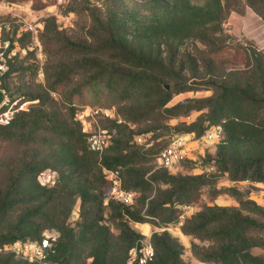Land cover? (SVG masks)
<instances>
[{
  "label": "rangeland",
  "instance_id": "obj_1",
  "mask_svg": "<svg viewBox=\"0 0 264 264\" xmlns=\"http://www.w3.org/2000/svg\"><path fill=\"white\" fill-rule=\"evenodd\" d=\"M175 1L182 8L188 9L185 6L186 0H0V57L3 59V70L0 71L1 112L9 119L32 111L55 113L70 122L73 118L74 121H79L84 132L106 131L110 137L109 143L99 151V163H102L103 157L116 158L119 149L125 146H129L133 152L141 153L139 158L150 153L145 156L147 160L121 168L120 174H124V180L129 179V171L139 169L145 178L154 175H202L209 179L210 183L192 193L191 200L175 206H165L167 209L164 214L166 219L171 217L170 222L147 214L160 190L169 191L167 194L173 190L169 184L156 180L151 181L152 188L147 192L133 190L135 199L131 209L141 210L145 217L143 222L124 220L139 233L134 246L121 237L120 221L113 217L112 210L104 209L102 224L110 232V256L115 264H140V258L145 257L146 245H151L154 253L153 260L147 264H158L154 236L165 232L174 241L173 248L177 255L179 253V264H220L216 260L218 246L225 241L222 236L226 225L232 222L221 218V213L229 217L238 216L241 220L257 221L258 225L247 228V238L241 246L246 245L253 255L262 257L264 261V215L251 212L240 203V199L245 202L253 201L264 209V182L232 181L228 173L224 174L219 170L216 166L217 153L229 134L223 127L210 126L207 119L211 117V110L196 104L197 101L217 96L220 93L218 87L239 77L247 78L252 73L253 60L248 62L247 49L264 50V0H220L226 11H229L223 24L226 45L211 53L202 44L183 45L181 51L192 53L197 58L198 66L194 68L187 63L182 80L163 79L162 83L165 89L169 85V89L176 91L179 85H185L189 90L174 92L165 106L148 111L147 113H152L147 118L132 120L136 113L148 110L158 103L156 95L144 97L145 93L141 88L135 89L126 100L115 95V90L104 96L83 87V93L77 92L73 96L70 94L77 85L100 73L95 59L97 62L98 59H106L109 65L115 66L114 61L107 56L116 51L103 52L99 43L101 38L108 37L104 34L107 32L98 31L106 21L118 22L121 32H125L127 38L132 40L129 44L131 50L149 49L146 48V35L162 21L166 4L173 5ZM187 1L196 5V12L205 13L203 8L208 5L206 0ZM214 4L211 0L213 9L216 8ZM155 6L163 8L154 9ZM86 43L92 46V54L89 56L82 47ZM152 50L155 52L158 49L153 47ZM4 52L8 53L7 56H3ZM179 58L184 61L183 56ZM205 59L211 60V68L216 74L214 77L208 74L211 68L204 63ZM69 68L71 71L75 70V75L68 82L59 83L58 78L63 76L61 73ZM229 73L232 74L228 76ZM51 86H55L56 90H51ZM36 95L41 98L33 99ZM258 98L263 97L260 95ZM177 104H183L186 112L170 118L164 110ZM72 108L75 109L73 118ZM29 118L30 115L25 117L26 121ZM194 124L207 128L201 135L182 132V128ZM215 129H218L217 135L209 138L208 133H213ZM27 132L28 127L23 134H19ZM178 133H182L179 135L185 136L188 141V155L181 162L165 167L157 159V153ZM36 134L34 132L35 138L27 136L21 140L14 136H0V192L6 188L9 178L18 174L30 160L45 159L48 151L50 157H55L56 149H48L44 141L40 144L36 142V137L42 136ZM235 147L244 149L245 145L239 140ZM127 153L124 151V154ZM102 169L105 173L108 171L105 167ZM58 173L46 169L34 176L42 186L50 187L57 183ZM213 175H216V182L211 184ZM229 187H238L243 192L242 198L233 196L227 189ZM111 189L112 185L108 184L103 190L105 207L109 206L110 201L115 202ZM23 194L28 197L36 195L30 191ZM39 202L30 201L28 205L34 209ZM80 204L81 200L78 199L71 215L73 223L79 218ZM24 208L25 206L12 208L3 219L0 229L5 231L13 228ZM42 236L54 241L59 237V231L49 228ZM78 240V248L70 252L64 264H88L91 261L90 253L100 243V237L94 233H88ZM256 241L259 245L250 248ZM10 245H2L0 258L13 255L11 263L24 261L22 254L15 253Z\"/></svg>",
  "mask_w": 264,
  "mask_h": 264
},
{
  "label": "trees",
  "instance_id": "obj_2",
  "mask_svg": "<svg viewBox=\"0 0 264 264\" xmlns=\"http://www.w3.org/2000/svg\"><path fill=\"white\" fill-rule=\"evenodd\" d=\"M213 1L216 8H211V0H206L208 5L203 8L205 10L203 14L196 12V5L191 4V1L186 0L185 6L188 9L182 8L178 1L173 2V5L166 4L162 21L146 35L148 37L145 36L146 48L150 50H131L129 44L132 40L127 38L125 32H121L118 22L106 21V24L98 31L107 32L104 34L108 37L101 38L99 43L103 52L116 51L107 56L114 61L115 66L109 65L106 59H98V62L95 59L100 73L87 78L84 83L73 88L70 94L73 96L77 92L83 93V90L81 91L83 87L104 96L115 90V95L126 100L135 89L141 88L145 93L144 97L156 95L158 103L148 110L136 113L132 120L139 121L147 118L152 113H147L148 111L165 106L174 92L179 93L188 89L185 85H179L176 91H173L165 89L162 83L163 79L182 80L183 70L187 63L194 68L198 66L197 58L192 53L181 51L183 45L186 43L202 44L208 48V53L219 51L226 45L223 24L229 11H226L220 0ZM162 8L163 6L154 7L158 10ZM82 47L86 55L92 54L90 44L86 43ZM153 47H157L158 50L154 52ZM247 50H249L248 62L253 60L252 73L247 78L239 77L229 84L218 87L220 93L217 96L197 101L196 104L211 110V117L207 119L210 126L223 127L229 134L217 153L216 166L219 170L224 174L228 173L232 181L259 183L264 182V111H261L264 109V50L256 48ZM5 54L7 56L8 53ZM180 56L184 57V61L180 60ZM89 60L86 59V61ZM204 63L209 69L211 68V60L205 59ZM61 74L63 76L58 78L60 80L57 79L58 82H68L75 75V70L71 71L69 68ZM208 74L211 77L216 75L212 68ZM231 74L229 73L228 76ZM50 89L54 91L56 87L51 86ZM260 95L263 98L259 99ZM33 97V99L41 98L40 95ZM183 109V104H177L173 107H166L164 112L172 118L179 116L183 111L186 112ZM71 112L73 118L75 109L72 108ZM29 115L30 118L26 121L25 117ZM74 120L73 118L70 122L67 118L55 113L32 111V113H23L19 116L14 115L8 124H0V136L8 135L10 138L14 136L21 140L27 136L35 138L34 132H36V135L42 134L43 136L36 137V142L40 144L44 141L45 147L57 151L55 157L52 156L53 158L50 157L48 151L45 159L24 162L26 164L22 170L12 175L6 188L0 192V228L3 219L12 208L25 206L19 215L18 223L13 228L5 231L0 229V249L2 245L13 244L17 241L38 240L49 228H56L59 231V237L54 241L51 239L50 246L45 249L46 257L42 261L25 259L15 264H64L70 252L78 248V239L88 233H94L100 237V243L90 253L91 261L88 264H115L110 256V232L108 227L102 224L104 209L112 210L113 217L120 221L121 237L134 246L139 233L124 220L143 222L145 217L141 210L131 209L134 202L126 205L114 199L115 202L110 201L108 207L104 206L103 190L106 185H112L109 177L111 172H117L122 187L131 192L151 190V181H164L169 184L173 190L169 194H167L169 191L160 190L157 199L151 203V209L147 211V214L160 217L166 222L171 220V217L170 219L165 217L166 205L175 206L184 203L185 200H191L192 193L210 183L209 179L202 175L167 177L154 175L145 178L140 169L129 171V179L124 180V174L122 176L120 174L121 168L147 160L145 156L150 153L139 158L141 153L133 152L129 146H125L119 149L116 158L103 157L102 163H99V151H93L89 144L90 133L84 132L80 122ZM26 127H28V132L20 135L19 132L23 134ZM206 128L207 126L194 124L182 128L184 130L182 132L201 135ZM179 134L182 133H178L177 136ZM173 138L175 136L171 137L169 143L158 151L157 159ZM239 140L244 143V149L235 147ZM124 151L128 153L124 154ZM103 167L108 170L106 173L103 172ZM46 169L59 172L57 183L50 187L42 186L34 176ZM215 176H211V184L216 182ZM227 189L233 196L242 198L243 192L238 187ZM27 191L36 195L28 197L23 194ZM78 199L81 200V210L79 218L73 223L71 215ZM30 201L40 202L38 207L32 209V206L28 205ZM240 203L245 208H249L247 210L264 215V209L255 202H245L240 199ZM219 216L223 219H230L232 222L228 223L223 231L222 238L225 241L218 246L216 260H219L220 264H264L262 257L253 255L246 245L241 246L245 244L247 228L258 225L257 221L241 220L238 216L229 217L224 213ZM43 237L37 242H40ZM154 242L158 252L156 259L158 264H179V253L177 255L176 249L173 248L174 241L169 233L155 235ZM258 245L256 241L249 247L253 248ZM12 256L0 258V264H13L11 263Z\"/></svg>",
  "mask_w": 264,
  "mask_h": 264
},
{
  "label": "built area",
  "instance_id": "obj_3",
  "mask_svg": "<svg viewBox=\"0 0 264 264\" xmlns=\"http://www.w3.org/2000/svg\"><path fill=\"white\" fill-rule=\"evenodd\" d=\"M6 52L3 53V56H6ZM3 59L0 57V71L3 70V66L1 64ZM2 93L0 96V124H8L10 120L13 118H5V113H2L1 101ZM218 129H215L213 133H208V137L211 138L214 135H217ZM109 135L106 131H93L90 133L89 144L93 151H101L103 150L109 143ZM188 141L186 137L183 135L176 136L172 139L171 143L164 148L158 160L165 167L173 166L179 161L184 160L188 155ZM110 180L112 181V189L111 195L114 199L126 204L130 205L134 202L135 193L131 191H127L122 187L121 180L118 178L117 172H111ZM51 244V238L44 236L40 242H21L17 241L10 245L15 253L22 254L25 259L30 261H42L46 257L45 249L48 248ZM153 252L151 250V245H146L145 247V257L140 258V264H147L153 260ZM59 264V263H55ZM131 264V262L129 263Z\"/></svg>",
  "mask_w": 264,
  "mask_h": 264
},
{
  "label": "water",
  "instance_id": "obj_4",
  "mask_svg": "<svg viewBox=\"0 0 264 264\" xmlns=\"http://www.w3.org/2000/svg\"><path fill=\"white\" fill-rule=\"evenodd\" d=\"M166 88H168V89H169V85H167V86H166Z\"/></svg>",
  "mask_w": 264,
  "mask_h": 264
}]
</instances>
